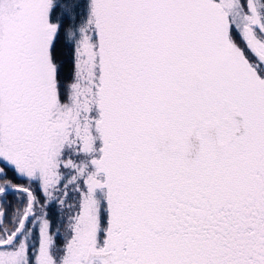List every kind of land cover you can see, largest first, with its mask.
<instances>
[{
	"label": "snow or ice",
	"instance_id": "6c2138e0",
	"mask_svg": "<svg viewBox=\"0 0 264 264\" xmlns=\"http://www.w3.org/2000/svg\"><path fill=\"white\" fill-rule=\"evenodd\" d=\"M0 264H264V0H0Z\"/></svg>",
	"mask_w": 264,
	"mask_h": 264
},
{
	"label": "flooded vegetation",
	"instance_id": "af4514ba",
	"mask_svg": "<svg viewBox=\"0 0 264 264\" xmlns=\"http://www.w3.org/2000/svg\"><path fill=\"white\" fill-rule=\"evenodd\" d=\"M11 199V198H10ZM12 202H14V201H12Z\"/></svg>",
	"mask_w": 264,
	"mask_h": 264
}]
</instances>
